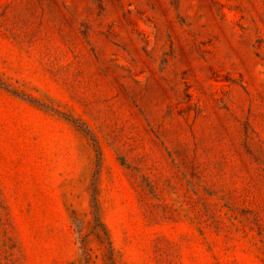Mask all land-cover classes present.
<instances>
[{"label":"rangeland","instance_id":"rangeland-1","mask_svg":"<svg viewBox=\"0 0 264 264\" xmlns=\"http://www.w3.org/2000/svg\"><path fill=\"white\" fill-rule=\"evenodd\" d=\"M0 264H264V0H0Z\"/></svg>","mask_w":264,"mask_h":264}]
</instances>
